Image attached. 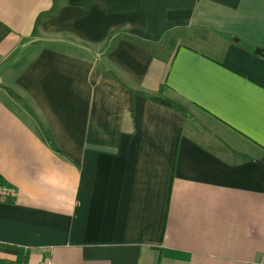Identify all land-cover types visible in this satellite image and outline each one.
<instances>
[{
	"label": "crops",
	"instance_id": "0c3cea01",
	"mask_svg": "<svg viewBox=\"0 0 264 264\" xmlns=\"http://www.w3.org/2000/svg\"><path fill=\"white\" fill-rule=\"evenodd\" d=\"M256 49L264 0H0V264H264Z\"/></svg>",
	"mask_w": 264,
	"mask_h": 264
},
{
	"label": "trees",
	"instance_id": "16d2710c",
	"mask_svg": "<svg viewBox=\"0 0 264 264\" xmlns=\"http://www.w3.org/2000/svg\"><path fill=\"white\" fill-rule=\"evenodd\" d=\"M67 4L69 6H72V7H78V8H82V9H89L93 3V0H66ZM131 91L134 93V94H138L140 96H143L145 98H149V99H152L153 101L159 103V104H162V105H165L167 107H170L178 112H185L184 108L182 105L176 103V102H173L169 99H167L165 97V92L167 91V88L165 86H161L158 91L154 94V95H149L147 93H144V92H141V91H138V90H132ZM9 92L15 96L13 94L12 91L9 90Z\"/></svg>",
	"mask_w": 264,
	"mask_h": 264
},
{
	"label": "built area",
	"instance_id": "2783aa9c",
	"mask_svg": "<svg viewBox=\"0 0 264 264\" xmlns=\"http://www.w3.org/2000/svg\"><path fill=\"white\" fill-rule=\"evenodd\" d=\"M16 194L14 187L0 182V201H7L13 198Z\"/></svg>",
	"mask_w": 264,
	"mask_h": 264
},
{
	"label": "water",
	"instance_id": "95a60500",
	"mask_svg": "<svg viewBox=\"0 0 264 264\" xmlns=\"http://www.w3.org/2000/svg\"><path fill=\"white\" fill-rule=\"evenodd\" d=\"M255 53L264 56V49H256Z\"/></svg>",
	"mask_w": 264,
	"mask_h": 264
}]
</instances>
